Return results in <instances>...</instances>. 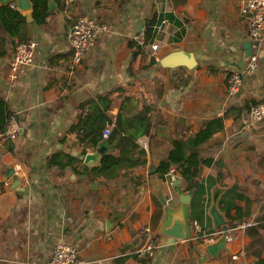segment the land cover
I'll return each instance as SVG.
<instances>
[{"label":"crops","instance_id":"1","mask_svg":"<svg viewBox=\"0 0 264 264\" xmlns=\"http://www.w3.org/2000/svg\"><path fill=\"white\" fill-rule=\"evenodd\" d=\"M53 1L44 23L36 21L34 7L0 3V101L21 125L13 141L0 137V264H47L62 243L77 246L83 264H254L264 257L258 226L264 222V120L248 116L264 101V38L249 35L241 0ZM79 16L106 29L76 64L69 30ZM141 32L144 43L136 38ZM31 41L34 60L13 77L16 45ZM175 48L193 53L198 66H162L160 59ZM252 54L258 67L248 71ZM234 71L243 73L236 92L229 87ZM218 117L224 127L198 148L212 163L193 189L178 173L177 190L158 173L161 162L174 140H188ZM111 122L113 144L119 142L129 162L114 175L98 176L93 166L102 155L89 164L86 157L103 140L94 145L90 137ZM56 156L78 158L77 169L54 164ZM200 183L203 193L196 194ZM182 193L191 195V232L194 222L221 228L211 215L215 205L229 227L242 220L239 211L254 224L235 232L216 256L200 240L173 241L160 227ZM112 216L118 222L109 228ZM150 244L154 256L139 257Z\"/></svg>","mask_w":264,"mask_h":264},{"label":"built area","instance_id":"2","mask_svg":"<svg viewBox=\"0 0 264 264\" xmlns=\"http://www.w3.org/2000/svg\"><path fill=\"white\" fill-rule=\"evenodd\" d=\"M240 9L243 15L247 17L249 35L255 40L264 38V0H241ZM106 29V25L87 17L79 16L75 18L70 26L69 41L74 49L73 61L78 64L86 58L88 52L96 45L98 36ZM137 41L144 43L146 41L145 32L136 36ZM36 43L21 42L16 48L11 58L10 69L13 77H16L19 67L29 65L34 60ZM153 49L158 48V44L152 45ZM258 67V55L252 54L247 63L248 71H255ZM243 83V73L234 71L229 79V87L233 92L239 90ZM248 116L252 121L258 122L264 120V101L252 105L248 110ZM114 122L109 123L104 131L103 137L107 138L112 132ZM21 133V125L14 114L8 116L6 124L0 132V137L6 141H13ZM168 179L173 182L178 178L177 170H170L167 174ZM254 224L253 219H242L236 221L227 230L216 228L211 231L194 222V229L191 238L200 240L206 244L215 242L218 237L225 235L229 240L234 237L235 232L248 229ZM190 238V239H191ZM155 254V246L150 244L139 251V257L149 259ZM47 264H83L80 250L72 244H59L54 249L53 255Z\"/></svg>","mask_w":264,"mask_h":264},{"label":"trees","instance_id":"3","mask_svg":"<svg viewBox=\"0 0 264 264\" xmlns=\"http://www.w3.org/2000/svg\"><path fill=\"white\" fill-rule=\"evenodd\" d=\"M59 1V0H57ZM34 4V16L37 22L44 23L46 22L48 16L50 15L48 2L49 0H32ZM12 17L16 18L18 22L22 24L25 23V17L16 11H11ZM12 23V22H11ZM152 27H148L147 35L151 33ZM18 45V44H17ZM16 45V46H17ZM8 118V113H5L4 103L0 101V131L4 128ZM134 122V120H131ZM117 124H123V118L119 113L117 118ZM224 127V120L221 117L214 118L212 120L206 121L202 129L197 133L192 135L186 141L174 140V148L170 152V155L167 160L161 162L158 173L162 176H166L172 167H175L177 172L184 178L190 181V189L195 187V183L199 180L203 167L212 163L211 159L203 158L199 152V146L204 143L206 140L211 138L213 134L221 130ZM95 133L90 137V143L94 145L99 144L102 140L104 141L103 131ZM114 132V131H113ZM116 132V131H115ZM114 132V133H115ZM113 135L111 134L107 142L110 145V149L113 150V146L119 149L120 153H115L114 151L107 152L103 154L99 162L93 166V171L98 176H109L114 175L115 172H118L123 164L128 163L129 159L126 157L124 148L116 144H113ZM137 135H133L132 138L128 139V142L132 143L133 138H136ZM122 138L126 139L122 136ZM113 145V146H112ZM78 158L69 156L66 161H61V157H54L53 163L58 164L61 168L72 165L77 169ZM76 164V165H75ZM204 185L202 183L198 184L195 193H203ZM226 203V207L229 209L233 208L226 199H222L220 203ZM239 218L246 219L244 214L239 211ZM259 228H264V222L258 223ZM257 226V227H258ZM255 227V226H253ZM254 264H264V257L259 256Z\"/></svg>","mask_w":264,"mask_h":264},{"label":"water","instance_id":"4","mask_svg":"<svg viewBox=\"0 0 264 264\" xmlns=\"http://www.w3.org/2000/svg\"><path fill=\"white\" fill-rule=\"evenodd\" d=\"M16 2L17 8L23 11H29L34 7L32 0H0V3L6 4L9 2ZM55 3L53 0H49V9H53ZM160 64L165 67H178L186 66L189 69H195L198 66V61L195 55L191 52H187L181 48H175L170 54L160 59ZM110 145L107 141H103L96 152L89 153L86 157V163L96 161L100 155L110 152ZM153 171L155 170L152 169ZM180 180L174 181L175 188L180 190ZM190 196L189 194L182 193L181 203L176 209H168L166 219L162 222L160 227V233L169 237L173 241L177 238L190 239L192 236L191 224H190ZM211 215L217 226H221L222 230L229 228V222L220 214L216 205L211 210ZM118 222V217H110L107 220L108 227H113ZM227 238L222 235L217 241L207 245L208 251L216 256L221 250L225 249Z\"/></svg>","mask_w":264,"mask_h":264}]
</instances>
